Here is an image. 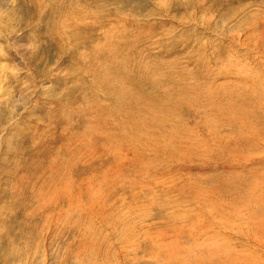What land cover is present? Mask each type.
<instances>
[{
  "label": "rangeland",
  "instance_id": "1",
  "mask_svg": "<svg viewBox=\"0 0 264 264\" xmlns=\"http://www.w3.org/2000/svg\"><path fill=\"white\" fill-rule=\"evenodd\" d=\"M263 91L264 0H0V264H264Z\"/></svg>",
  "mask_w": 264,
  "mask_h": 264
},
{
  "label": "bare ground",
  "instance_id": "2",
  "mask_svg": "<svg viewBox=\"0 0 264 264\" xmlns=\"http://www.w3.org/2000/svg\"><path fill=\"white\" fill-rule=\"evenodd\" d=\"M263 90V89H262ZM264 92V91H263ZM29 239V238H28ZM169 241V240H168ZM31 244V243H30ZM174 246V245H173ZM3 247V246H2ZM164 248V247H163ZM168 248V247H167ZM173 248V247H172ZM174 248H176V247H174ZM26 249V248H25ZM159 250H158V252L162 255V257L160 258V257H158V258H160L161 260H164V258H163V255L165 256V260H164V262H165V264H173V263H170L172 260L174 261V258L172 257V255H170V253H168L167 251H165V252H167V253H164L163 251L166 249V248H164V249H161V248H158ZM180 250V249H179ZM31 251V250H30ZM175 251H176V249H175ZM32 252H33V249H32ZM169 252H174V250L173 249H170L169 250ZM9 253H10V262L9 263H11V264H17L16 263V261H17V259H18V253H17V248H15V247H11L10 248V251H9ZM156 253V252H155ZM176 253V252H175ZM2 254V253H1ZM23 254V253H22ZM27 254V253H26ZM167 254H169V257L167 256ZM29 255V254H28ZM35 255V254H34ZM177 255V254H176ZM7 256V255H6ZM152 256V255H151ZM156 256V255H155ZM171 256V257H170ZM31 257V256H30ZM23 258V257H22ZM152 258V257H151ZM156 258V257H155ZM157 258V259H158ZM179 258V257H178ZM26 259H27V257H26ZM150 259V258H149ZM154 259V258H153ZM19 260V259H18ZM155 260V259H154ZM32 261V260H31ZM30 261V262H31ZM188 261V260H187ZM21 262V261H20ZM149 262V261H148ZM151 262V261H150ZM149 262V263H150ZM8 263V262H7ZM22 263V262H21ZM21 263H19V264H21ZM27 263V262H26ZM163 263V262H162ZM183 263V262H182ZM157 264V263H156ZM175 264V263H174ZM177 264V263H176ZM191 264V263H190Z\"/></svg>",
  "mask_w": 264,
  "mask_h": 264
}]
</instances>
